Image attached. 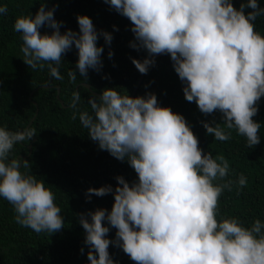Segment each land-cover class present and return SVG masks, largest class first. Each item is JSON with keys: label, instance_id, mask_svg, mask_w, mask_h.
<instances>
[{"label": "clouds", "instance_id": "1", "mask_svg": "<svg viewBox=\"0 0 264 264\" xmlns=\"http://www.w3.org/2000/svg\"><path fill=\"white\" fill-rule=\"evenodd\" d=\"M105 2L130 20L135 37L130 46L147 51L143 60L132 58L141 74L156 63L155 56L169 54L188 102H195L205 115L221 112L226 128L246 137L249 147L260 143L261 125L253 120L264 97V35L254 25L264 16L258 0H247L239 9L232 0ZM245 8L252 11L246 14ZM7 11L0 6V14ZM54 12L42 3L34 17L16 19L14 30L22 34L24 62L33 71L47 66L53 78L62 80L53 64L60 65L74 45L79 57L76 66L88 78L89 68L99 71L103 66L104 48L97 45L100 35L110 44L112 34L98 32L88 15H78L79 32L62 33V22ZM45 25L53 29L51 34H41ZM112 55L109 51V58ZM69 75L75 79L76 73ZM78 101L77 93L71 106L75 108ZM88 103L92 114L81 112L79 119L90 138L114 158L127 160L138 177L129 183L117 176L114 189L109 184L87 190L89 200L92 195L114 193L110 212L98 208L79 216L89 264H116L109 254L113 243L135 264H264L260 219L245 227L236 217L216 218L223 191H231L233 183L242 189L247 178L241 174L235 182L214 184L228 176V161L222 155L213 158L211 152L203 153L182 114L159 105L154 93L133 97L117 88H105ZM203 126L215 140L231 138L219 123ZM35 135L31 128L13 132L0 127V197L14 207L17 224L38 234H52L65 225L54 193L44 180L21 171L30 168L26 160L6 162L17 142ZM105 220L117 230L115 241L107 236L110 227Z\"/></svg>", "mask_w": 264, "mask_h": 264}, {"label": "trees", "instance_id": "2", "mask_svg": "<svg viewBox=\"0 0 264 264\" xmlns=\"http://www.w3.org/2000/svg\"><path fill=\"white\" fill-rule=\"evenodd\" d=\"M232 2L239 9L247 0ZM42 3L46 4V9L55 8L54 16L62 22V33L69 29L79 32L78 15H88L98 32L112 34L110 44L103 35L97 41V45L104 48L103 66L99 71L89 68L88 78L80 75L76 66L78 50L74 45L63 55L60 65L53 64L58 67L62 80L53 78L47 66L33 71L24 62L22 34L14 30V23L21 15L34 17ZM258 4L264 8V0H258ZM0 6L8 9L7 13L0 14V127L15 132L26 129L32 121L28 128L36 132L31 140L17 142L6 162L26 160L30 168L21 171L44 180L45 186L54 193L65 221L64 227L56 233L38 234L17 224L14 207L0 197V264H89V246L85 244L86 233L79 216L98 208L110 212L114 193L103 197L92 195L89 200L87 190L109 184L114 189L117 176H124L129 183L138 177L127 160L120 161L99 148L79 116L84 111L92 114L88 101L93 96L98 98L105 88H117L122 94L132 96L141 77L142 82L133 97L149 92L156 94L159 105L170 107L185 117L204 154L211 152L213 158L221 155L226 158L228 176L214 184L235 182L241 174L247 178V185L242 189L233 183L231 191H223L217 220L236 217L245 227H251L260 219L264 224V97L258 101V113L253 117L261 125L260 143L249 147L246 137L239 135L236 129L226 128L221 112L205 115L195 102L185 99L184 82L175 72L169 54L155 57L156 63L147 74L136 69L132 58L143 60L148 53L130 46L135 39L130 20L105 0H0ZM250 11L252 9L245 8L246 14ZM254 25L255 30L264 35V16L258 17ZM52 31L47 25L40 29L41 34ZM109 51L113 52L111 58ZM70 72L76 73L75 79ZM77 93L79 101L73 108V96ZM74 113L75 120L72 119ZM204 122L219 123L226 132H231V138L215 140L214 134L207 133ZM104 223L110 227L108 238L115 241L117 230L111 228L107 220ZM109 254L116 264H135L114 243L109 246Z\"/></svg>", "mask_w": 264, "mask_h": 264}, {"label": "water", "instance_id": "3", "mask_svg": "<svg viewBox=\"0 0 264 264\" xmlns=\"http://www.w3.org/2000/svg\"><path fill=\"white\" fill-rule=\"evenodd\" d=\"M159 55H157V56H155V57H158ZM154 57V58H155ZM142 77L140 78V80H139V82H138V84H137V86H136V88H135V90H134V92H133V94H132V96H134L135 95V93L137 92V90H138V88H139V86H140V84H141V82H142ZM87 86H90V84L89 83H85ZM59 93H60V88L58 89V97H59ZM32 122V121H31ZM31 122H30V124H31ZM30 124L27 126V128L26 129H28V127L30 126ZM30 148H31V145H30Z\"/></svg>", "mask_w": 264, "mask_h": 264}]
</instances>
